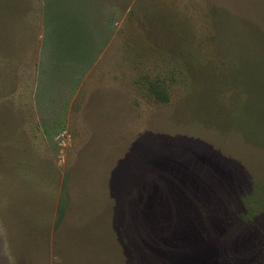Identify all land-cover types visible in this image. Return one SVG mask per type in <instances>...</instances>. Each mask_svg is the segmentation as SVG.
I'll return each mask as SVG.
<instances>
[{
  "label": "rangeland",
  "instance_id": "rangeland-1",
  "mask_svg": "<svg viewBox=\"0 0 264 264\" xmlns=\"http://www.w3.org/2000/svg\"><path fill=\"white\" fill-rule=\"evenodd\" d=\"M261 112L264 0H0V264H264Z\"/></svg>",
  "mask_w": 264,
  "mask_h": 264
},
{
  "label": "trees",
  "instance_id": "trees-1",
  "mask_svg": "<svg viewBox=\"0 0 264 264\" xmlns=\"http://www.w3.org/2000/svg\"><path fill=\"white\" fill-rule=\"evenodd\" d=\"M224 22H225V20H221V22H219V24L217 26V32H219V27L224 25ZM219 34L221 36L220 32H219ZM236 67L239 69L238 65H236ZM150 92L153 93L154 97L161 103H165L169 99L168 95L163 90V88L158 86L157 84L153 85L151 87ZM244 92H245L244 96L246 97V95H247L246 89ZM246 104H249L247 97H246ZM243 107L244 106H242V108ZM242 108H241V111H243ZM261 113L263 116V112H261ZM242 115H243V112H242ZM243 120H244V118L242 117V121ZM261 120L262 121H260V122L264 121V116H263V118H261ZM241 135L248 144L255 146V147H258L257 146L258 142L254 141L253 138H249L242 133H241ZM170 154H171L170 156L176 157L175 156L176 153L174 150L170 151ZM260 179L261 178H259V177L258 178L257 177L251 178L248 181V185L240 188V191H238L234 197V199L236 200V202L234 203V206L236 204L234 211H235L237 217L242 221L250 222V220H253L256 218L257 210L261 209L264 211V179L263 180H260Z\"/></svg>",
  "mask_w": 264,
  "mask_h": 264
}]
</instances>
